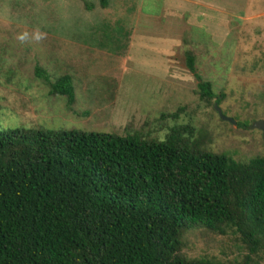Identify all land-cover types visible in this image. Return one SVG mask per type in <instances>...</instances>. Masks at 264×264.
<instances>
[{
  "label": "trees",
  "instance_id": "1",
  "mask_svg": "<svg viewBox=\"0 0 264 264\" xmlns=\"http://www.w3.org/2000/svg\"><path fill=\"white\" fill-rule=\"evenodd\" d=\"M115 5L85 2L88 10ZM120 5L133 14L134 2ZM32 6L11 0L9 12L31 19ZM128 33L101 19L87 34L91 46L43 29L44 64L35 61L32 74L70 111L76 75L89 77L100 99L110 101ZM182 54L198 100L219 105L223 92H212L195 72L192 53ZM184 108L160 115L172 120L161 139L142 125L121 133L0 129V264H264V149L247 159L211 152L209 138L189 122H175ZM192 230L229 240L234 256L187 257L184 236Z\"/></svg>",
  "mask_w": 264,
  "mask_h": 264
},
{
  "label": "rangeland",
  "instance_id": "2",
  "mask_svg": "<svg viewBox=\"0 0 264 264\" xmlns=\"http://www.w3.org/2000/svg\"><path fill=\"white\" fill-rule=\"evenodd\" d=\"M10 1L0 0V129L76 127L121 133L123 126L142 125L149 137L161 139L164 124L172 120L160 115L184 106L175 122H189L209 138L211 152L247 159L264 149L257 124L264 123V0H126L135 4L132 15L121 0H115V10L86 9L85 2L96 0H31V19L12 16ZM101 19L129 32L115 93L102 101L89 77L76 75L77 100L70 111L62 96L49 95L47 84L32 74L35 61L44 64L45 55L36 34L47 29L95 46L87 34ZM184 50L193 54L195 72L211 82L212 92H223L216 106L233 123L219 119L215 104L198 100L197 80L183 64ZM184 239L189 258L235 254L228 250L231 242L217 234L192 230Z\"/></svg>",
  "mask_w": 264,
  "mask_h": 264
},
{
  "label": "water",
  "instance_id": "3",
  "mask_svg": "<svg viewBox=\"0 0 264 264\" xmlns=\"http://www.w3.org/2000/svg\"><path fill=\"white\" fill-rule=\"evenodd\" d=\"M214 108H215L216 113H217V115L219 116L220 119H223V120H226V121H229V122L233 123V120L231 118L225 116L224 114H222L221 110L216 105H214ZM257 124L259 125L261 133H262V136L264 137V123H263V121L259 120L257 122Z\"/></svg>",
  "mask_w": 264,
  "mask_h": 264
},
{
  "label": "clouds",
  "instance_id": "4",
  "mask_svg": "<svg viewBox=\"0 0 264 264\" xmlns=\"http://www.w3.org/2000/svg\"><path fill=\"white\" fill-rule=\"evenodd\" d=\"M20 38H21V39H24V36H21ZM35 38H36L37 40H39V39L41 38L40 34L37 33Z\"/></svg>",
  "mask_w": 264,
  "mask_h": 264
}]
</instances>
